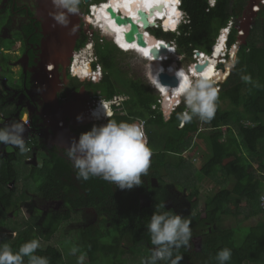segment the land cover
<instances>
[{
  "label": "trees",
  "instance_id": "trees-1",
  "mask_svg": "<svg viewBox=\"0 0 264 264\" xmlns=\"http://www.w3.org/2000/svg\"><path fill=\"white\" fill-rule=\"evenodd\" d=\"M112 1L95 0L93 3ZM247 2L214 0L210 5L209 0H181L184 20L177 31L153 26H150L151 31H147L159 40L174 42L176 52L188 66L194 62V50L210 52L219 30L230 20L233 25L227 45L236 41V26ZM163 4L170 13L176 6L169 0H164ZM34 5L32 3V8ZM2 11L0 9V47L11 51L16 42L34 41L35 37L40 42L42 34L34 33L36 26L40 29V23L35 26L32 20L22 23L19 30H9L7 36L2 28L6 22L10 24L11 19L3 20L5 15ZM172 19L168 16V22ZM99 39L102 41L99 42ZM86 42L87 34L81 29L76 48H81ZM115 44L122 50H138L131 41L119 43L115 40ZM115 44L104 37L96 38L94 50L97 61L94 67L99 65L102 68V77L85 82V85L89 91L104 99H110L115 94L128 96L122 102V109L109 119L145 120V132L153 150L148 175L142 177V185L121 190L98 177L88 181L77 180L64 148L39 136L30 135L25 140L26 153L31 158L35 156V162L28 165L16 157V152L6 150L10 145L0 144V244H8L15 251L25 241L39 238L41 248L37 254L49 257L50 264H77V257L69 254L73 245L86 253L84 264H141V259L147 257L153 247L146 225L156 206L164 203L165 207L169 188L180 199L190 202L191 207L195 204L200 191L196 184L192 185V179L187 180L190 177L187 168L193 167L196 181L210 177L217 183H233L207 196L202 213L189 210L180 214L192 221V247L178 250V254L183 255L180 264H218L216 253L224 247L232 249L229 264H264V213L259 205L264 182L262 175L256 176L252 167V160L264 158V3L244 42L236 50L238 63L231 67L222 83L215 82L220 89L218 109L210 123L193 119L181 126L182 102L166 116L156 93L145 77L139 74L140 71L129 74L128 64L123 63L121 58L125 52ZM34 55L29 64L33 63ZM11 58L7 52L1 53L0 77H10L8 75L13 73ZM245 74L251 75L252 84H246L241 79ZM81 83L70 79L68 87L76 89ZM10 84L9 78L7 85ZM19 85L18 88H21ZM6 101L7 98L0 94V112L3 114H7ZM34 121L35 117L32 126L37 130L40 127ZM93 125L101 123L96 121L81 125L78 132L88 131ZM203 147L206 149L204 157L198 159V150ZM4 149L6 153H3ZM196 161L200 162L197 167ZM19 162H22L23 168ZM260 162L264 170V162ZM20 183L30 186L33 191L18 192ZM188 189L191 190L188 192ZM36 196L46 202H60V208H49L44 212L35 204L30 205L31 199ZM243 201L245 205H241ZM88 209L94 213V218L76 230L75 241L60 243L62 246L53 244V235L62 223L71 219L72 212ZM165 210L168 209L165 207ZM239 213L246 218L257 216L255 223L248 225L241 237L239 231L242 225H224L225 216L235 217ZM137 246L143 247L142 256L127 259L126 256L133 255ZM61 247L67 253L63 254Z\"/></svg>",
  "mask_w": 264,
  "mask_h": 264
},
{
  "label": "clouds",
  "instance_id": "clouds-1",
  "mask_svg": "<svg viewBox=\"0 0 264 264\" xmlns=\"http://www.w3.org/2000/svg\"><path fill=\"white\" fill-rule=\"evenodd\" d=\"M34 1H36L35 3L38 2L36 5L37 11H39L38 8L42 1ZM49 2L51 4V10L49 12V16L51 17V19L48 20L45 18V24L42 33L44 32V30H46L51 32L52 35L55 32L53 30H50L49 28H57V32L61 30V32L65 34L63 35V37L65 36L64 39L69 38L73 35V42L71 44L67 45L61 39L62 50L65 51L67 55H69L68 58L71 61L74 56L73 53L75 54L85 46L84 44L81 48L77 49V37L76 40H74V32L68 34L69 27L72 25L71 17L80 13V6L81 4H83L82 0H49ZM89 2L93 3L91 2V0H89ZM89 2L87 3L86 10L83 12L92 17V15H90L89 13ZM180 3L181 0H179L176 5L177 7H175V10L178 15V22L180 21V18L184 20V14L180 9ZM209 3L210 5H213L214 1L209 0ZM182 20L179 23H176L175 28L173 30H170L168 28L165 29L164 27L162 28L169 31H177L178 25L183 22ZM85 22L86 20H81L80 25H85ZM51 23H53V25H51ZM86 28L92 29L94 32V37H92L91 39L94 48L96 38L101 35V33H98L101 28L95 27V24H93V22H89ZM74 29L75 26H73L70 31H74ZM220 30L215 39L214 44L211 46V50L209 53L197 50L196 57L193 56L195 50L192 53V58L194 59V62L190 64V69L192 68L191 72H193V75L198 74L200 76L199 78H193L190 75V72H187L186 69L183 68V66H176L182 67L189 75L186 76L182 70L176 72L177 78L183 81L182 87L179 89L178 95H171V98L167 97L166 99V97L153 85L150 77L148 76V73L146 75L147 77L145 76L150 87L154 90L158 97L157 101L161 105V109L163 106L170 108L171 106L175 107L181 102L184 104V110L179 117L181 120V126L187 123H191L193 119H198L204 123H210L215 118V114L218 109L220 91L219 86L216 83H222L228 76L231 67H234L235 64L238 63V60L235 59L236 50L239 44L241 42H244L243 40L245 39V36L248 32L243 36H239L237 31V39L230 46L227 45L228 36L226 37V39L223 38V47H221L220 49V60L215 66L216 69L221 71L220 75L222 77L224 76L223 78L212 76V78L214 79L208 80L207 78L201 77L200 73L194 72L196 65L201 62L202 56L211 55L218 40L222 38H219ZM101 37L104 36L101 35ZM239 40L240 42H237ZM112 42L114 43L113 39ZM167 42L169 43V45H172L175 54H178L176 52L175 43H170L172 41ZM233 45L235 46L233 47ZM120 50L123 52H127L126 50ZM11 51L3 49L1 53L7 52L10 54ZM86 52L84 54L85 56H88L89 53L87 54ZM230 58H233V61L229 63L231 64L229 68V66L227 65ZM165 61L166 62H164V65H167L170 59ZM12 65H14V61ZM227 67L228 70L225 74V69ZM11 70L13 71L12 67ZM9 78L11 79V84L18 87L16 83H12L11 76H1L0 94L6 92L7 95L3 94L6 98H8V93L11 85H7ZM241 79L246 84L253 83L251 75H242ZM17 81L19 82V79ZM85 81L89 82L88 80ZM6 104L7 102H5V106ZM121 109L122 108L120 106L119 110H114L111 114L106 113L103 109V106L101 105L99 109L95 110L92 113V115L94 117L99 118L100 114L102 113L105 118L103 117L100 120L91 119L90 122L97 121L100 123H105L101 125H93L90 130L82 132L81 134L72 129V122H66L67 125H65V129L66 127L70 128L74 134H61V132L56 129H53L50 132L51 137L54 139L50 142H59L60 146H58L64 148L63 152L66 155L67 159L71 161L72 167L73 169H75L76 172L77 180L88 181L91 178L98 177L103 179L104 181L114 184L121 190H130L133 187L142 185V177L148 175V171L151 166V157L153 155V150L149 146L148 137L145 132V120L136 119L135 121L129 122L117 121L116 119H109L115 114L116 111H120ZM173 109L170 110V113ZM67 115L70 117V114ZM71 117L73 119V116ZM5 118L8 117H4V114L0 112V144L13 146L19 149L20 153L26 152L27 147L24 138V133H26L25 123L16 120L8 122V120L5 121ZM80 119L81 117L77 116V120ZM69 137L73 138L72 141L69 139ZM74 137H77L78 139H75ZM262 195H264V192L261 193L259 197V202ZM191 223V219L187 216H182L172 210H165L164 203L156 206L155 211L150 216V219L146 225L147 231L150 235L151 245L153 247L150 250V254L147 257L141 259V264H180V262L183 260V255L178 254V250L182 247H192V229L190 227ZM40 248L41 240L39 238H32L30 240L25 241L15 251L8 244H0V264H50L49 257L37 254V250ZM78 253L79 255H77ZM69 254L77 257V264H84L86 253L82 252L78 246H71L69 248ZM231 259V248L224 247L216 253V260L218 261V264H229Z\"/></svg>",
  "mask_w": 264,
  "mask_h": 264
},
{
  "label": "rangeland",
  "instance_id": "rangeland-1",
  "mask_svg": "<svg viewBox=\"0 0 264 264\" xmlns=\"http://www.w3.org/2000/svg\"><path fill=\"white\" fill-rule=\"evenodd\" d=\"M138 1H141V0H138ZM91 2H95V0H91ZM141 3H142L143 6L149 7L148 9L152 10L153 6L150 3H148L147 1H141ZM116 4L120 7V10L123 13H128V12L132 13L131 11H132L134 5L136 4V2L131 5V7L128 9V11L125 8H122L119 5V0H113L112 2L108 3L109 6L116 5ZM142 5L140 4L141 8H144ZM38 6H39V4H38ZM86 7H87V3L81 4L80 11H85ZM135 7H137V5ZM163 8H164V4L162 2L156 8L157 10H161V11L153 12V14H155V15L163 14V12H164ZM137 17H138V15L136 17H134V18H131V19L136 20ZM75 20H76V16H72L71 17V24L72 25L69 28L72 29V27L75 26ZM181 20H182V18H180V21ZM136 22H138V20H136ZM169 23L171 24L172 22L169 21ZM162 24H163V27H165L164 26L165 23L162 22ZM51 25H53V23H51ZM127 26L128 25H126V26L123 25V28L120 31L127 30ZM139 26L143 27V24H140ZM85 27H86V25H85ZM143 28H145L146 30L151 31L150 26H146V27H143ZM49 29L53 30L55 33L51 35V32L44 30V32H43L44 35L43 36H45V37L43 38L44 41L42 43H44L45 44L44 46H46L48 48V55L47 56H49V59L53 63L52 69L54 71H56L57 70L56 67L58 65H60V64H63L64 62H66V59H67V53L62 50V44H61V39H63L65 37V36L63 37V35H65V34L62 33L61 30H59V32H57V30H56L57 28L56 29L55 28H49ZM98 33H101V35H103L104 38H106L107 40L112 41V38H111L110 35L105 34L101 30H99ZM145 34H148V33H145ZM114 39L117 40L119 43H125L126 42V40H123L119 36L114 37ZM140 46L141 47H145V43L141 44ZM18 49L20 50L21 48L19 47ZM14 53L16 54V61H15L14 65H12L11 67H13L18 72L22 71L24 69V65H25L24 63H26L24 58H23V54L21 53V50H20V52L19 51H15ZM86 53L88 54L89 52L87 51ZM174 54L175 53L173 51V54L170 53V54H167L166 56H163V57H168L170 59V61L168 62V64L170 63V65L167 66L168 68H170L171 65L173 64L175 66V72H178V71L182 70L184 73H186L185 70L183 69V68H185L187 72H190V75L193 78H199L200 77L198 74L193 75V72H191L192 68L190 69L191 65L186 66L185 65V61L182 59L183 58L182 56L176 54V58H174L175 57ZM121 55H122L121 56L122 62L125 63V64H128V72H129V74H131V75H133L135 73L138 74V72L140 71L139 74L142 75L143 77H145L147 75V73H148V68H147L148 62L146 60L142 59L140 54L134 52L131 49H128L127 52H125L124 54H121ZM169 59H166V60H169ZM201 60H204V58L202 57ZM232 61H233V58H230L228 64L230 62H232ZM164 62H166V61L163 60V61L160 62V60H159L158 62L155 61L153 65H149V68L150 69L152 68L153 78H154L155 81H156V74L154 72V65L156 64L157 70H161L162 72H164V71H166V69H165V67L161 66V64L164 65ZM201 64H203V62ZM204 65H205L206 69L209 67V63L207 61H206V63H204ZM176 66H183V68L182 67H176ZM59 67L61 69V66H59ZM168 68H167V70H168ZM52 69L50 70V72H51V74L53 76ZM227 70H228V67L225 69V74H226ZM195 73H198V72H195ZM212 74H213L214 77H217L219 75V72L218 71H213L212 73H210V75H212ZM56 75L58 77L60 75V77L58 78V85H61V83H62L61 78H64V77H62L63 76L62 71H60L59 75L57 73H56ZM146 77H145V79H146ZM201 77L207 78L208 80L214 79V78H212V76L211 77H209V75L205 76L204 73L201 74ZM223 77H221V78H223ZM153 78H152V80H153ZM13 79H14V81L16 83L17 79L16 78H13ZM56 82H57V80H56ZM180 83L181 84H179L176 87L171 88L168 92H171V90L172 91H179V89L182 87L183 81L181 80ZM0 92H1V90H0ZM3 94L7 95L6 92H3ZM171 94L172 93L169 94V98H170ZM175 95H178V92H175L173 96H175ZM8 100H11V98H7V101ZM36 101H37L36 99L28 98V97H25V96H21V97L19 96V97H17V99L12 100L11 104H6V106H5L6 109L5 110H6V112L7 111L8 112H7V114L5 113L4 115L7 116L8 118H12V119L8 120V122L16 120V121H20V122L25 123V125H28L26 127V133L24 135V138L26 140L30 135H32V129L33 128L31 126V124L29 123V117L32 115L31 112H33L35 114L39 113L40 116H38L39 119H37L36 123H37V126H39L40 128L37 129V130H35V129H33V130L35 132H37V133H40L43 136L42 139L44 141H48L47 138H51V133L48 132V129L46 127L45 122L48 121L49 115H48V113H44L43 111H40V110L36 111V107H38L37 109H39L38 102H36ZM100 106H98V109L100 108ZM81 110L82 109H78L77 105H75V106L72 105L71 111L75 112L77 116H78L77 113H82L83 114V112ZM21 114H22V116H20ZM44 119H46V120H44ZM94 120H96V119H94ZM88 121H90V120H87V122ZM103 123H105V122H101V124H103ZM53 124L56 125L55 123H53ZM30 127H31V129H30ZM66 131H68L70 133L69 130H66ZM75 131H77V130L75 129ZM78 133H80V132H78ZM72 134H74V133H72ZM70 140L72 141V138ZM6 150L7 151L11 150L13 152H16V154H17L16 157H20L21 159H19V160L20 161L22 160V162L26 163L27 165L30 164V163H34L35 162V156L31 158L28 153H26V152L20 153L19 149L14 148L13 146L7 147ZM6 150L4 149L3 153H6ZM205 150H206L205 147H203V149H199L198 150V153H199L198 159L201 158V157L202 158L204 157L203 153L205 152ZM261 160H262V162H264V158L261 159ZM261 160H258V161L257 160H252V167L255 169V175L256 176H258L260 174L262 175V180L264 182V170L261 169V162H260ZM22 162H19L21 168H23L22 165H21ZM199 163L200 162L196 161L195 167H197L199 165ZM187 169H189V175L188 176H190V177H188L187 180H191L192 179L191 180L192 185L196 184L195 186H198V188H199L198 191H200V193H199V196H198L197 200H195V204L191 207L190 206V202L188 203L183 198L180 199L179 195L175 194V192H173L171 190L172 188H169L170 194L166 198L165 207L168 210L171 209L172 211H174L177 214H184V213H186L189 210H193L195 212L199 211V212L202 213L203 212V207H204V200H205V198L207 196H209L211 193H213L216 190H218L220 187H222V186L230 187L232 185V183H233V181H228L225 184L224 183H217L213 179H211L210 177L209 178L205 177L203 179H200V180L196 181L195 180V176L193 174L194 173V168L190 167V168H187ZM167 178H169V176ZM262 189L264 190V188H262ZM189 190H191V189H188V192H189ZM31 191H33V189L30 186H25L24 184L20 183V185L18 187V192H29V193H31ZM142 202H144V199H143ZM34 204L36 206H38L44 212L47 209H49V208L50 209H59L60 208V202H56V203H54V202L53 203L52 202H46V201L41 200L37 196L33 197L31 199L30 205L34 206ZM241 205H245V201H243V203H241ZM93 218H94V213L91 210H89V209L88 210H76V211H73L71 219H69L68 221L62 223L60 228H59V230L53 235L54 236L53 241H52L53 244L58 243L59 246H62V245H60V243L61 244L64 243V242L65 243L66 242L70 243V241L74 242L75 239H76V235H75L76 234V230L79 227H82V226L86 225L87 223H89L90 221H92ZM256 220H257V216L256 217L254 216V217L246 218V217L243 216L242 213H239L235 217L233 215L225 216L224 225H234L235 223H238V224L242 225V229H240V231H239V237H241L243 235L245 229L248 227V225H253ZM196 242H197V240H196ZM196 246H197V243H196ZM61 248H62V253L63 254L67 253V250L65 251L64 247H61ZM142 251H143V247L137 246L133 250V255L129 254V256H126V257H127V259L134 258V257H136L138 255H140V257H141L142 255L140 253ZM128 261H132V260H128Z\"/></svg>",
  "mask_w": 264,
  "mask_h": 264
},
{
  "label": "bare ground",
  "instance_id": "bare-ground-1",
  "mask_svg": "<svg viewBox=\"0 0 264 264\" xmlns=\"http://www.w3.org/2000/svg\"><path fill=\"white\" fill-rule=\"evenodd\" d=\"M141 1H147L148 3H150L153 6L152 10H153V8L158 7L162 2H164L163 0H141ZM141 1H138V0H119V5L122 8H125L127 11L131 7V5L136 2V4L134 5V7H133V9L131 11L132 13H129V12L128 13H123L120 10V7L117 4L109 6L108 3L100 2L101 4H98L96 7H94V10H93V13H92V17L88 16L86 18L85 25L87 27L89 22H93V24H95V27L99 28L101 26L100 27L101 31L104 32L107 35H110L111 38L113 39L114 43H115L114 37H117V36H119L120 38L125 40V37H124V35H125L124 33L125 32L124 31H127V30L120 31L123 28V25L119 24L121 22V17L117 16L118 13H120V12L130 16L131 18H134V17H136L138 15L136 20H138V23L141 24V20H140V16H139V14L141 12L140 10H145L146 12H148L150 14L149 15V19H150L151 22L157 23V21H158L157 19H159L160 22L165 23V25H164L165 27L164 28H173V29L175 28V25L178 22V18H177L178 15H177V12H176L175 9H174V11L172 13H170L166 8H163V10H164L163 14L155 15V14H152L153 11L151 9H148L149 7L143 6ZM169 1L171 3H174L173 5H177V4H175L176 3L175 0H169ZM140 4L144 8H141ZM136 5H137V7H135ZM50 10H51V6L46 1L44 6H43V8H42V12H44V15L46 16V19H48V20L51 19V17L49 16ZM159 11H161V10H157V9L154 10V12H159ZM169 15H170V17H173V19L171 20V22H172L171 24L168 22V16ZM76 21H77V17H76V20H75V28H76ZM140 27L142 28L141 32H143V34L145 36V40H146L145 47H141L140 45L136 44V42L131 41L137 46L139 51L138 50H134V49H131V50H133L134 52H136V53L140 54L141 56H143L144 58H146V61L148 62V76L150 77L153 85L157 88V90L159 89V91L167 99V97H169V93L174 94L175 92L172 91V90H171V92H168L171 88L168 85L163 84V83L160 82L159 77H160L162 71L161 70H157L156 64L154 65V72L156 74V81L154 80L153 73H152V68L150 69L149 65H153L155 61L158 62L160 60V62H161L163 60L169 59L168 57H163V56H166L167 54H170V53L173 54L174 48L170 44L167 47V53H162L158 57L152 56L151 50L153 48H158L159 47L158 45H159V43H161L162 40H159V39L151 36L150 33L146 29H144L142 26H140ZM70 29L71 28H69V32H71ZM127 29H128V26H127ZM145 33H148V34H145ZM62 40L67 45L71 44L73 42V35L71 37H69V38H65V39H62ZM221 47H223V37L220 38V40H218V42H217L216 46L214 47L211 55L202 56L205 61L201 60V63L203 61V64L199 63L198 65H196V67L194 69V72H198L200 74L204 73L205 76L209 75V77H211V76H213V74L210 75V73H212L213 71H218L219 75H220L221 71L218 70V69L216 70L215 66H216L217 62L220 60L219 57H220V54H221V51H220ZM125 50L127 51L128 49H125ZM43 53H42V55H43ZM174 55H175L174 58H176V54H174ZM42 61H44V60H42ZM45 61H49V59H47V57H45ZM45 61H44L43 64L40 63V65L42 67L40 73H41V76H42L43 79L38 74H35V79L37 80L38 84L41 85V87L39 85V89H40V92L42 93L43 100L47 103L45 105L46 113H48L49 116H50V123H52V122L55 123L56 125H54V127H57V130L59 132H61V134L71 135L73 133L72 130L70 128H68V127H66V129H65V125H66L65 124L66 123L65 114L62 113V115H61L60 112H59L60 109L58 110V105H56V103L53 102L54 94L52 95V92L50 90L51 81L48 80L49 79L48 76L51 75V73H49V67H46V62ZM75 61H77V63H79V69H77V63L75 64V71H76V73L78 75H83V74H86V73L89 72V69L83 63H81L79 61L78 57H75ZM206 61L209 63V67L207 69L205 68V65H204V63H206ZM167 65H169V64H167ZM167 65H162V66H164L165 69H166ZM200 65H201V67H200ZM229 65L230 64H228L227 66H229ZM168 70L170 72L172 71V73L176 74L175 66L173 64L171 65L170 68H168ZM184 74L186 76H189L187 74V72L184 73ZM219 75L217 77H219ZM152 78H153V80H152ZM170 98H171V95H170ZM52 103H54V105ZM76 105H77L78 109H82L81 111L83 112V114L82 113H77L78 115H80V116L83 115V116H85L87 118H91L93 120L97 119V117H94L92 115V113L96 109H98V106L96 108H87V107H85V105L82 106L81 104H78V103H76ZM100 105L103 106V109H104V111L106 113H109V107H108L107 104L99 103V106ZM103 117L104 116L101 113L98 119H102ZM66 130H69L70 133L68 131H66ZM74 138L78 139L77 137H74ZM69 139H71V137Z\"/></svg>",
  "mask_w": 264,
  "mask_h": 264
},
{
  "label": "flooded vegetation",
  "instance_id": "flooded-vegetation-1",
  "mask_svg": "<svg viewBox=\"0 0 264 264\" xmlns=\"http://www.w3.org/2000/svg\"><path fill=\"white\" fill-rule=\"evenodd\" d=\"M8 1L9 0H6L5 6L3 7V11H2L4 13L8 14L10 19H11L10 24H8L6 22V26L2 28L3 32L7 33V36H9V34H10L9 30H11V29L12 30H19V28L22 26L21 24L26 23L29 20H32V24L34 23L35 26H36V23H40V29L36 26V28L34 30V33L36 35L39 34V32L42 34L39 43H38V40H36L37 37H35L33 39L34 41H30V39H27L26 42H20L19 41L20 42L19 47L21 48L20 49L21 53L23 54V58L26 62V63H24L25 64L24 69L22 71H19V73H22V74H20V76L22 77V83H23V85L21 87V91H20L21 92L20 97L25 96L28 98L36 99L37 100L36 102H38V106H39V109H37L38 107H36V111L40 110V111H43L44 113H46L45 105L47 103L43 100L42 93L40 92V89H39L40 84H38L37 80L35 79V74H38L42 78L41 73H40L42 67H41L40 63L41 64L44 63L45 57H47V59H49V56H47L48 55V48L46 46H44L45 45L44 43H42L44 41L43 38L45 37V36H43L44 34L42 33V31L44 29L46 17H44L45 15H44V12H42V9H39V11H37L36 7H35L32 14L29 13L30 12L29 8H31V1L30 0H28V2H27V0H23L25 2V4H23L21 7H19L21 9L13 8L15 6L14 2L18 3V0H13L12 5H10L8 3ZM40 5H42V3ZM21 11H23L24 13H22ZM36 11H37V13H36ZM154 27H163V24H162V22L158 21L154 25ZM81 29L83 30L84 33H86V30L88 28H86L85 25H80L78 27V29L76 31H74V37L78 36V32ZM29 36L31 38L32 34L30 33ZM99 37H101V35H99ZM98 41L101 42L102 40L99 39ZM145 44H146V42H145ZM34 53H35V55L33 57V63L29 64L30 58ZM42 53H43V55H42ZM42 60H44V61H42ZM67 60H69L68 57H67L66 61ZM12 61H14V63H15L16 59H14V60L12 59ZM45 62H46V67H49V73H51L50 70L52 69V66H53L52 61L49 59V61H45ZM75 63H77V61H75ZM59 66H61V69ZM95 67H93V71L95 70ZM56 69H57L56 71H54L52 69L53 76H52V74L49 75L48 80L51 81L50 90L52 92V95L54 94L53 102H55L56 105H58V110L60 108H65V106H67L69 104L70 100H72L75 103L81 104L82 106L85 105V107H87V108H94L96 100H99V99L109 100V99H104L103 97L94 94V92H92V91H89V89L85 85V82H86L85 80L81 81L80 79H77L79 82H82V83L76 89L75 88H69L68 87V81L70 79H76V78H72L67 69L64 70V72H63L62 77H64V78H61V81H62L61 85H58V78L60 77V75H59L60 71H62V64L58 65L56 67ZM77 69H79V63H77ZM101 71H102V68H101ZM56 73L59 75V77L56 75ZM21 77L19 78L20 81H21ZM100 77H102V74H101V76L97 77V79L89 80V82L90 81H97ZM56 80H57V82H56ZM40 87H41V85H40ZM80 89L85 91V94H86L85 96H81V97L79 96ZM52 104L54 105V103H52ZM62 113L65 114V121L66 122H68V123L72 122L71 125H72L73 130L76 129L78 131V129L81 125L88 124L91 121L90 118H87L83 115H81V116L78 115L81 118H83V121H81L82 119H80L79 122H76L73 119H74V116H77V115L74 114L73 119H72V117L71 116L69 117L65 112H61V114ZM31 114L32 115L29 117V123L32 125L34 117H35L34 123H36L37 119H39L38 116H40V114L39 113L35 114L33 112H31ZM44 120H46V119H44ZM87 120H90V121L87 122ZM45 124H46V127H47L49 133L53 129L57 130V127L54 128L53 122L50 123V116H49L48 121L45 122ZM32 135L39 136V135H37V132H35L34 130H33ZM39 137L43 138L42 136H39ZM48 141H46V142H48ZM54 144H56L58 146L59 142H56Z\"/></svg>",
  "mask_w": 264,
  "mask_h": 264
},
{
  "label": "built area",
  "instance_id": "built-area-1",
  "mask_svg": "<svg viewBox=\"0 0 264 264\" xmlns=\"http://www.w3.org/2000/svg\"><path fill=\"white\" fill-rule=\"evenodd\" d=\"M41 1H42V5H40L38 9H42L46 1L50 4L49 0H41ZM211 1H214V0H211ZM82 2H83V0H82ZM263 3H264V0H248L247 5L245 6L244 12L242 14V17L239 21V24L236 26L239 36H243L248 32V30L250 29V27L253 23L254 18L256 17V14H257L260 6ZM99 4H101V3H99ZM97 5L98 4H94V3L89 4L88 8H89L90 15H92L94 7H96ZM50 6H51V4H50ZM175 7H177V6H175ZM75 16L77 17V21H76V28L74 29V31H76L78 29L81 20H86V18L89 15L85 14L83 11H80V13L78 15H75ZM232 25H233V21L230 20L229 23L224 28H222L220 30L219 38L223 37L224 39H226V37L228 36V34L230 32ZM74 31L69 32V30H68V34L73 33ZM86 34H87V42L85 43V46L83 48H81L78 52H76L75 54L73 53L74 56H73V59L71 61L67 60L66 62H64L62 64V73L64 72V70L68 69V72H69L71 77H75V78H78L80 80L85 79V80L89 81V80L97 79V77L101 76L102 71H101V67L99 65H96L95 70L93 71V63L96 62V60H97V56L94 53L93 42L91 41L92 37L94 36V32L92 29H87ZM238 38H241V37H238ZM74 40H76V37L74 38ZM237 42H240V40ZM170 43L174 44L173 42H170ZM234 46L235 45H233V47ZM2 51H3V49L0 48V54ZM86 51H90L88 56H85V54H84ZM196 52H197V50L194 51V54H193L194 57H196ZM67 57H69V55H67ZM75 57H78L79 61L81 63H83L89 69L88 73L83 74V75H78L76 73V71H75V64H76L75 63ZM85 95H86L85 91L80 89L79 96L81 97V96H85ZM127 98H128V96L125 94H115L109 100H103V99L96 100L94 108L99 106V103L107 104L109 107V113L112 114V112L114 110L120 109L122 102L124 100H126ZM72 105L75 106L76 103L73 102L72 100H70L69 104L67 106H65V108H60V110H59L60 114H61V112H66L67 114H70V116H74V114L76 115L75 112L71 111ZM173 108H174V106H171V109H173ZM9 119L10 118H5V120H9ZM81 119H82L81 121H83V118H81ZM98 120H100V119H98ZM74 121L79 122L80 120H77V116H74ZM140 123H143V122H140ZM27 126L28 125H26V127ZM30 129H31V127H30ZM32 133H33V129H32ZM37 135L42 136L40 133H37ZM47 139L49 141L54 140L52 137L47 138ZM259 205L262 207L263 213H264V195L261 196Z\"/></svg>",
  "mask_w": 264,
  "mask_h": 264
},
{
  "label": "water",
  "instance_id": "water-1",
  "mask_svg": "<svg viewBox=\"0 0 264 264\" xmlns=\"http://www.w3.org/2000/svg\"><path fill=\"white\" fill-rule=\"evenodd\" d=\"M85 3H88L89 0H83ZM157 7L153 8V12L154 10H156ZM140 20H141V24H143V27L146 26H154L153 22L150 21L149 19V13L146 12L145 10H140ZM153 14V13H152ZM118 16L121 17V22L119 23L120 25H128V29L127 31H125V40L126 41H135L137 44L141 45L144 44L146 42L145 40V36L143 34V32H141V27L139 26L140 23L136 22L134 19H131L130 16L123 14V13H118ZM159 20V19H157ZM170 30H173V28H168ZM244 41V40H243ZM169 43L166 41L164 42V40L161 41V43H159V47L158 48H153L151 50L152 52V56L154 57H158L160 56L162 53H167V47H168ZM143 57V56H142ZM141 57V58H142ZM144 60H146V58H142ZM231 64L229 65L230 68ZM201 67V65H200ZM168 67H166V71L162 72L159 80L161 83L168 85L169 87H176L178 85V78L176 76L175 73H172V71L170 72L169 70H167ZM163 112L165 115H169L171 108L170 107H166L163 106L162 107ZM26 132V131H25ZM25 135V133H24Z\"/></svg>",
  "mask_w": 264,
  "mask_h": 264
},
{
  "label": "crops",
  "instance_id": "crops-1",
  "mask_svg": "<svg viewBox=\"0 0 264 264\" xmlns=\"http://www.w3.org/2000/svg\"><path fill=\"white\" fill-rule=\"evenodd\" d=\"M31 1V8H29V10L30 11H32V10H34L35 9V7H36V10H37V6H36V3H35V1L34 0H30ZM27 2H28V0H27ZM5 3H6V0H0V9H3V7L5 6ZM8 3L10 4V5H12V3H13V0H9L8 1ZM32 3H35V5H34V7L32 8ZM23 4H25V2L23 1V0H18V3H16V2H14V7L13 8H17V9H21V8H19V7H21ZM22 13H24L23 11H21ZM20 12V13H21ZM36 13H37V11H36ZM3 15H5L4 16V20L5 21H8V19H10V17L8 16V14H6V13H4L3 12ZM19 46H20V42L18 41V42H16V44L14 45V47H13V50L10 52V55L12 56V58L10 59V61H12V59L14 60V59H16V54L14 53L15 51H19L20 52V50L18 49L19 48ZM12 69H13V71H14V73L13 74H9L11 77H12V83L13 84H15V81H14V79L13 78H16L17 80L20 78V73L17 71V70H15L13 67H12ZM12 71V72H13ZM20 82V83H19ZM19 82L17 81L16 82V85L18 86L19 84V86L20 87H22V85H23V83H22V77H21V81L19 80ZM181 82V80L179 79L178 80V83L179 84H181L180 83ZM171 88V87H170ZM173 88V87H172ZM21 88H18V87H16V86H14V85H10V90H9V93H8V98H11V100H8L7 101V104H9V103H11V101L12 100H14V99H17V97H19L20 96V90ZM19 95V96H18ZM8 112V111H7Z\"/></svg>",
  "mask_w": 264,
  "mask_h": 264
},
{
  "label": "snow or ice",
  "instance_id": "snow-or-ice-1",
  "mask_svg": "<svg viewBox=\"0 0 264 264\" xmlns=\"http://www.w3.org/2000/svg\"><path fill=\"white\" fill-rule=\"evenodd\" d=\"M175 2H176V3H178V2H179V0H175Z\"/></svg>",
  "mask_w": 264,
  "mask_h": 264
}]
</instances>
